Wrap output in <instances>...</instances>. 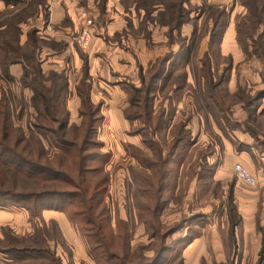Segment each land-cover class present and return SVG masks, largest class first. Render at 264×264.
<instances>
[{
	"label": "rangeland",
	"instance_id": "1",
	"mask_svg": "<svg viewBox=\"0 0 264 264\" xmlns=\"http://www.w3.org/2000/svg\"><path fill=\"white\" fill-rule=\"evenodd\" d=\"M49 1L39 0L38 4V0H22L15 8L0 11V23L18 21L22 29L21 42L33 28L46 37L39 27L48 23ZM79 2L83 6L80 9L93 19L94 34L96 27L103 24L106 0H95L91 5L88 0ZM94 3L101 8L99 13ZM184 6V19L188 21L179 30L178 45L180 49L181 45L188 44L189 57L187 61L166 65L162 73L167 81L160 82L157 95L160 96L158 110L164 111V122L154 138L163 156L178 132L186 138L172 162L155 169L156 173L166 171L165 179L168 178L162 190L165 200L160 223L156 224L160 228L156 238L147 230L144 220L148 214L138 209L135 199L138 194L144 195L140 183L131 175L133 168L140 169L131 162V157L135 158L133 148L140 149L131 143L138 144L139 136L127 133L129 123L121 126L120 131L110 130L104 117L100 125L101 139L97 134V140L104 142L102 152L113 153L109 162L104 163L103 174L109 179L106 209L115 229L119 219L130 223L134 257L142 246L150 248L145 256L154 257L164 236L165 244L171 249L157 264H264V16L255 19L254 11L238 0H190ZM259 12L258 6L255 13ZM84 23L78 31L71 24H64L74 28L69 34L74 38ZM60 26L50 28L54 31ZM46 41L48 44L42 47L49 50L65 47L64 42L53 38ZM74 44L81 61L84 59L82 66H89L86 48ZM42 47L38 51L40 60L44 57L40 52ZM64 58V66H76L68 62V57ZM50 64L47 66H52ZM150 67L143 71L145 66H142L140 75L124 76L121 80L128 78L116 84V91L127 97L126 102L138 95L136 79L141 77L142 80ZM51 71H46V75ZM84 73L85 68L83 76ZM4 88H8L7 83H0L2 94ZM72 91L73 88L66 91L65 100L72 101ZM5 96L11 105L14 127L22 129L26 138H31L32 132L38 135L49 159H54L59 148L49 136L36 131L38 113L32 104L31 89L19 83L17 88L16 83L14 86L11 83ZM107 96L111 97L108 93ZM122 101L118 103L123 105L125 99ZM141 125L139 119L132 121L133 129ZM19 131L14 132L13 137ZM141 135L145 140L146 136ZM36 143L30 139L31 147ZM145 145L150 151L141 150L151 158L155 148L151 150L148 143ZM236 163L243 164L257 176L259 184L250 186L239 180L233 170ZM9 168L12 169L6 171L5 186L17 190L42 187L36 177L23 170L17 172L13 165ZM146 175L156 180L154 169L148 168ZM4 196L0 195V264H100V255L91 254V243L80 230L81 223L71 216L73 209H37L38 214L33 216L21 203L17 205V201ZM22 246H35L42 252L13 255L7 252L11 247Z\"/></svg>",
	"mask_w": 264,
	"mask_h": 264
},
{
	"label": "trees",
	"instance_id": "2",
	"mask_svg": "<svg viewBox=\"0 0 264 264\" xmlns=\"http://www.w3.org/2000/svg\"><path fill=\"white\" fill-rule=\"evenodd\" d=\"M6 5L14 8L22 0H3ZM243 5L254 11L255 19L264 16V0H238ZM141 5L147 11V16L155 9L150 4L161 3L163 10L158 13V20L162 25L169 27L170 40L179 44L174 31H178L188 18L184 19L185 3L190 0H140ZM38 4L39 0H38ZM259 6V14L257 7ZM18 21L12 20L0 23V66L2 74L10 79L9 67L14 64L23 66L20 77L21 84L31 89L32 104L37 110L36 131L49 136L59 148L54 159H49L44 144L34 132L31 138L37 143L31 147L30 139L26 138L22 129L14 127L11 105L3 94L0 101V195L11 198L15 204L28 208L32 215H37V209L54 208L57 210H71L72 218L82 225L80 229L91 243V254L98 256L100 264H157L163 259L165 252L171 246L165 244L164 236H161V248L152 258L145 256V251L150 249L142 246L137 256L132 255L131 240L133 233L130 223L123 219L118 220L117 229L112 226L109 211L106 209L105 197L108 187V177L104 175V163L110 157L107 152H102V142L97 140L98 130L104 116L101 105L91 99V83L87 66L78 86V92L82 100L80 113L82 122L79 126L69 125V112L65 106V94L68 88V80L65 72L51 71L49 75L43 70L41 60L38 57L39 48L48 44L36 28L27 33V38L21 42L22 29ZM15 30V33H13ZM14 34V35H13ZM179 37V36H178ZM25 49V51L23 50ZM189 57L188 44L181 45L177 53L168 52L159 57L142 77V85L136 88L138 95L131 96V105L126 110V116L130 121L139 119L141 126L136 131L146 136L151 150L155 148L153 156H145L141 149L133 148V155L142 166V169L133 168L132 175L140 183L142 194L136 195L138 209L148 214L145 224L151 237L156 238L160 229L161 210L164 204L162 190L166 187L167 172H155L159 167L170 164L178 151V147L184 142L186 136L177 134L175 141L169 145L165 156L155 140V135L162 129L164 111L154 112L153 105L157 96V89L166 82L162 74L166 65L178 61H187ZM183 124L179 126L182 130ZM20 130V131H19ZM19 131L16 137L14 132ZM186 133V132H185ZM187 134V133H186ZM26 138V141H25ZM11 139V142L8 141ZM13 139V141H12ZM14 166L17 172L21 170L34 176L42 187L37 189L17 190L5 186L8 180L6 171ZM148 168L154 169L156 180L146 175ZM157 174V176H156ZM4 179H3V178ZM145 177V178H144ZM7 179V180H6ZM45 183L53 185L44 186ZM63 185V186H62ZM62 186V187H61ZM138 188V189H139ZM3 197V196H2ZM149 199L152 202L149 203ZM148 200V201H147ZM23 203V204H22ZM143 218V217H141ZM159 228V229H158ZM173 232V230L171 231ZM170 232V233H171ZM14 253H41L35 246L11 247L8 251Z\"/></svg>",
	"mask_w": 264,
	"mask_h": 264
},
{
	"label": "crops",
	"instance_id": "3",
	"mask_svg": "<svg viewBox=\"0 0 264 264\" xmlns=\"http://www.w3.org/2000/svg\"><path fill=\"white\" fill-rule=\"evenodd\" d=\"M94 1L88 0V5H91ZM49 2L51 14L48 23L41 26L42 28L39 27L40 32L42 30V33L47 38L41 37L45 40L53 38L56 42H64L65 47L50 50L48 47H42L40 50L41 55L47 56V58L43 57L44 60H41V65L45 72L48 70L65 72L68 80L67 89L73 88L71 93L73 95L72 101L69 98L65 100V106L69 112V125H80L82 122V115L80 113L82 100L77 87L83 78L84 66H82V63L84 59L81 61V55L79 56V51L74 44L76 42L72 41H75V37L72 38L69 34L74 28L78 31L85 22L80 15L83 12L80 8H83V6L79 0H50ZM151 5L155 9L147 16V11L144 7L147 5L142 6L137 0H106L104 5L105 13H103L102 19L100 18L103 24L96 27V32L93 34L89 45L84 49L89 54L87 62L89 66H87V69L90 75L88 81L91 83V99L94 103L101 105V111L109 125L108 128L120 131L121 126L129 123L130 130L127 133L130 132L129 134L133 136H139L140 140L138 144L133 142L131 144H136L135 146L146 152L150 150L145 145L142 135L136 131V128H132V121L126 116V110L130 107L131 101L129 103L126 102L127 97L125 98V96L118 94L116 84L123 83V80L128 78L125 77L121 80L124 76L134 78L135 75H140L142 66H145L143 68L144 71L166 53L171 51L177 53L179 50L178 43L170 40V36L172 37V35H169V27L162 25L160 20H158V13L160 10H163V5L161 3ZM94 7L97 9L96 12L99 13L100 6L94 3ZM9 8H11L9 5L0 0V11ZM64 23L67 25L71 24L74 28L72 29L71 26L69 27ZM56 24H60L61 26L58 30L52 31L50 26ZM63 24L64 26H62ZM173 36L178 38L177 30L174 31ZM64 57H68V62L70 60V62L76 63V66H64ZM50 63H52V66H47L51 65ZM54 63L58 64V66H55L56 64ZM9 72L13 80L4 77L0 66V83L5 82L8 86L7 89H3V94L9 92V84L12 83L14 86L16 83L17 88L18 83L21 85L19 81L23 73V66L19 63L14 64L9 67ZM118 73L121 75L120 77H116ZM136 81H139L138 87H140L142 85L141 77L136 79ZM107 93L111 97H108ZM3 94L0 90L1 98ZM159 97L158 95L155 97L154 112L158 111ZM123 99H125L124 104H119L118 102ZM74 117L78 119L73 120ZM100 133L101 129L99 128V138ZM131 144L128 146L130 147ZM107 153L110 154L109 162L113 153L110 151ZM131 158L133 165L142 169L140 163L135 158Z\"/></svg>",
	"mask_w": 264,
	"mask_h": 264
},
{
	"label": "built area",
	"instance_id": "4",
	"mask_svg": "<svg viewBox=\"0 0 264 264\" xmlns=\"http://www.w3.org/2000/svg\"><path fill=\"white\" fill-rule=\"evenodd\" d=\"M14 8L13 5H9ZM81 17L85 20V25L81 28L79 34L75 37V42L82 48H86L93 36L92 26L93 19L88 16L86 12L81 13ZM235 176L250 186H256L259 184L258 177L255 176L248 168L241 163L234 164L233 167Z\"/></svg>",
	"mask_w": 264,
	"mask_h": 264
}]
</instances>
